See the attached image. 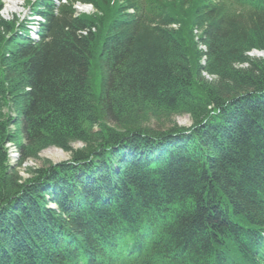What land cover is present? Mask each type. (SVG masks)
<instances>
[{"label": "trees", "instance_id": "trees-1", "mask_svg": "<svg viewBox=\"0 0 264 264\" xmlns=\"http://www.w3.org/2000/svg\"><path fill=\"white\" fill-rule=\"evenodd\" d=\"M78 1L0 19V264H264V0Z\"/></svg>", "mask_w": 264, "mask_h": 264}, {"label": "rangeland", "instance_id": "rangeland-1", "mask_svg": "<svg viewBox=\"0 0 264 264\" xmlns=\"http://www.w3.org/2000/svg\"><path fill=\"white\" fill-rule=\"evenodd\" d=\"M80 12V13H79ZM79 14L80 16H82L83 14H87L88 11H80L79 10ZM93 12V11H91ZM88 12V13H91ZM173 28H176L175 26ZM198 32L195 30L194 31V37L195 40H197V36H198ZM200 49H203L202 47H200ZM251 57H255V58H262L264 57V54H261L260 52L254 53L251 52L250 53ZM175 123L176 125L180 126V127H189L191 125V122L189 120L188 116H174V117H170V119H154V118H150L148 119L147 122H145V126L154 129V130H165L167 128H169L171 126V123ZM12 144V143H11ZM83 147L82 144L80 143H73L71 145V148L74 151H77L78 149H81ZM15 149H18L14 144H12V148L8 151L6 150V156H7V164L8 166L12 167L15 164H18L19 162L24 163V167L19 170L20 176L26 178L27 177V171L26 169H32V170H36L37 168H40L42 165L50 163V164H58L61 162H66L69 159V154L66 152H63L57 148H47L45 150H43L37 157V159H24L21 160L20 156H19V150L18 151H14ZM26 168V169H25Z\"/></svg>", "mask_w": 264, "mask_h": 264}, {"label": "clouds", "instance_id": "clouds-1", "mask_svg": "<svg viewBox=\"0 0 264 264\" xmlns=\"http://www.w3.org/2000/svg\"><path fill=\"white\" fill-rule=\"evenodd\" d=\"M4 2V6L7 5V7L9 8V6L12 3V0H0ZM17 2H20L18 5H16V7L13 9V13L14 16L12 18L10 17H6V15L2 14V11L0 12V19L5 22V23H11L14 22L16 25V32L15 34H18L19 36H24L25 38H27L28 40L31 41H35V40H39L40 36H41V30L42 28L45 26L44 24H46V19H44V15H42L41 13L36 14L37 15V19H32L34 17V13H31L29 11V8L26 7V1L28 0H15ZM50 0V4H53L57 9H59L62 6H69L71 5V8L74 12V17H78L80 16V11H88L91 13L86 14V16H90L95 14V10L93 8V6L91 4H87V3H82L78 0H74L73 2H70L71 0H66L65 2H62L61 0ZM33 2V0L31 1V3ZM35 7L33 8V10L37 9V5H38V0L34 1ZM2 8V7H1ZM0 8V9H1ZM40 9V7H39ZM41 11L43 10V8L40 9ZM79 12V13H78ZM53 15H57V14H53ZM85 15V14H83ZM41 20H45V23H42ZM92 32H94V29L91 30ZM81 35L85 36L86 35V31H81L79 32ZM254 53H257L256 51ZM261 53V52H260ZM263 54V53H261ZM250 55V54H249ZM7 150L9 151L12 146L11 144H7L6 145ZM14 151H18V149H15ZM25 164H23L22 168L24 167Z\"/></svg>", "mask_w": 264, "mask_h": 264}, {"label": "bare ground", "instance_id": "bare-ground-1", "mask_svg": "<svg viewBox=\"0 0 264 264\" xmlns=\"http://www.w3.org/2000/svg\"><path fill=\"white\" fill-rule=\"evenodd\" d=\"M49 6H51L52 8H54V10L56 11L57 8L53 4H50ZM35 41H37V40H35Z\"/></svg>", "mask_w": 264, "mask_h": 264}]
</instances>
